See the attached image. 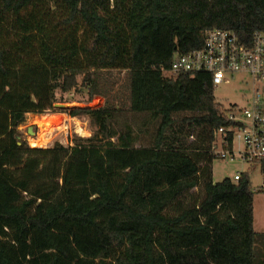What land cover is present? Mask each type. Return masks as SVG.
Returning <instances> with one entry per match:
<instances>
[{
  "label": "trees",
  "instance_id": "obj_1",
  "mask_svg": "<svg viewBox=\"0 0 264 264\" xmlns=\"http://www.w3.org/2000/svg\"><path fill=\"white\" fill-rule=\"evenodd\" d=\"M217 28L250 44L264 32V0H0V264H158L157 227L169 233L202 207L253 193L247 172L214 180L215 130L228 120L212 75L167 73ZM73 90L117 99L62 107L93 128L75 145L150 155L117 195L103 184L90 203L54 208L72 146L32 147L20 127ZM249 239L247 254L229 250L235 264H264V233L251 220Z\"/></svg>",
  "mask_w": 264,
  "mask_h": 264
},
{
  "label": "rangeland",
  "instance_id": "obj_2",
  "mask_svg": "<svg viewBox=\"0 0 264 264\" xmlns=\"http://www.w3.org/2000/svg\"><path fill=\"white\" fill-rule=\"evenodd\" d=\"M109 73L117 77L124 71L113 70ZM258 88H262V85H254L248 74L239 73L231 77L228 83L215 87V97L218 103L226 107L233 104L246 106L254 89ZM97 91L93 93L97 95L94 105L105 108L117 104L115 91L100 90L101 92H98L100 94H96ZM93 96L89 99L87 90L82 92L73 90L64 94L66 102L58 104L54 111L46 112L44 115L28 114L27 121L20 127L24 138L29 142L34 136L39 139V144L46 145L41 147H49L61 140L65 145H70L69 141L76 133L84 137L92 136L93 128L86 117H80L77 123H72V134L68 141L64 139V132L62 133L60 129L65 126L67 119L66 115H62V107L89 105L94 100ZM103 99L106 103H102ZM48 114H53L57 120L44 131L37 121ZM30 127L35 134L29 133ZM149 155V151L140 147L135 150L120 147L105 149L86 144L73 148L61 166L62 191L50 206L54 208L66 206L74 204L78 199L86 204L90 203L100 197L98 187L103 184L109 186L112 193L117 195L124 184L128 168ZM213 172L215 181H221L226 177L234 178L238 172H247L253 193L244 194L239 203L227 201L220 203L215 209L209 206L202 207L182 224L173 225V231L169 233L157 227L153 234V245L158 264H235L229 250L233 249L240 255L250 251V220L255 232L264 233V174L261 166L217 157L213 162ZM251 196L253 208L250 215L248 204Z\"/></svg>",
  "mask_w": 264,
  "mask_h": 264
},
{
  "label": "built area",
  "instance_id": "obj_3",
  "mask_svg": "<svg viewBox=\"0 0 264 264\" xmlns=\"http://www.w3.org/2000/svg\"><path fill=\"white\" fill-rule=\"evenodd\" d=\"M203 35L204 48L177 57L167 73L179 76L208 72L215 87L228 83L236 74L246 73L254 85H262V88L254 89L246 106L222 105L228 124L215 130L212 152L229 161L260 165L264 174V32H256L250 44L241 41L237 33L230 29L217 28ZM93 95L94 100L89 105L99 108L94 105L97 95ZM66 135L68 139L70 132L66 131ZM32 139L29 141L32 146L39 144L38 138L33 136ZM241 175L236 173L234 180H240Z\"/></svg>",
  "mask_w": 264,
  "mask_h": 264
},
{
  "label": "crops",
  "instance_id": "obj_4",
  "mask_svg": "<svg viewBox=\"0 0 264 264\" xmlns=\"http://www.w3.org/2000/svg\"><path fill=\"white\" fill-rule=\"evenodd\" d=\"M100 90H98L97 91V93L96 94H100V93H98ZM101 92V91H100ZM28 114H33V113H28ZM34 114H36V113H34ZM42 115H44V114H42ZM50 115H53V114H48L47 116H50ZM62 115H66L67 116V120H68V124L67 125H65V126H63L60 130H62V133L64 132V139L65 140H67L68 141V139L69 138H71V136H69V138L68 139H66L67 138V135H66V131L68 132H70V135L72 134L71 133V126H72V123L73 122H76L77 123V120H80V117L79 116H71V115H69L68 114V112H64L63 111V113H62ZM42 117H45V116H42ZM39 119H41V118H39ZM30 129V128H29ZM33 134H35V133H33ZM70 140V139H69ZM71 141V142H70ZM69 141V144L72 146V149L73 148H77V147H83V146H77V145H75L74 144V142H73V140H72V138H71V140ZM61 142L62 143H64L62 140H61ZM72 151V150H71ZM71 154V153H70ZM62 191V187H61V190L58 192V194L60 193ZM57 194V195H58ZM56 195V196H57ZM56 198V197H55ZM55 198H54V200H55ZM227 201H233L232 199H230V198H228V199H226V200H224V201H222L221 203H224V202H226L227 203ZM240 254V253H239Z\"/></svg>",
  "mask_w": 264,
  "mask_h": 264
},
{
  "label": "bare ground",
  "instance_id": "obj_5",
  "mask_svg": "<svg viewBox=\"0 0 264 264\" xmlns=\"http://www.w3.org/2000/svg\"><path fill=\"white\" fill-rule=\"evenodd\" d=\"M55 120H57L56 116L50 115V116H45L41 119H38L37 122L40 126L43 127L42 129L45 131L52 125L53 122L55 123ZM37 145H41V144H37Z\"/></svg>",
  "mask_w": 264,
  "mask_h": 264
},
{
  "label": "water",
  "instance_id": "obj_6",
  "mask_svg": "<svg viewBox=\"0 0 264 264\" xmlns=\"http://www.w3.org/2000/svg\"><path fill=\"white\" fill-rule=\"evenodd\" d=\"M29 133H31V134H33V133H34V131H33V128H32V127H30V129H29Z\"/></svg>",
  "mask_w": 264,
  "mask_h": 264
}]
</instances>
